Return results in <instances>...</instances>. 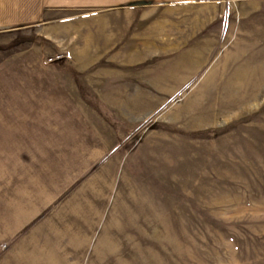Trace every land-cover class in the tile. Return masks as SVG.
<instances>
[{
    "label": "rangeland",
    "instance_id": "obj_1",
    "mask_svg": "<svg viewBox=\"0 0 264 264\" xmlns=\"http://www.w3.org/2000/svg\"><path fill=\"white\" fill-rule=\"evenodd\" d=\"M196 1L204 70L125 94L73 64L77 10L0 0V264H264V0Z\"/></svg>",
    "mask_w": 264,
    "mask_h": 264
},
{
    "label": "crops",
    "instance_id": "obj_2",
    "mask_svg": "<svg viewBox=\"0 0 264 264\" xmlns=\"http://www.w3.org/2000/svg\"><path fill=\"white\" fill-rule=\"evenodd\" d=\"M196 0H41L52 13L77 10L71 22L72 62L87 71L90 87L123 88L113 93L143 94L160 83L145 72L167 71L183 89L204 70L207 54V8ZM223 32V29L220 30ZM207 41V42H206ZM194 58V60H193ZM195 62V64H193ZM182 71L183 75L172 74ZM171 83V82H170ZM165 83L170 86L172 84ZM152 92V91H149ZM155 93H160L156 90Z\"/></svg>",
    "mask_w": 264,
    "mask_h": 264
}]
</instances>
